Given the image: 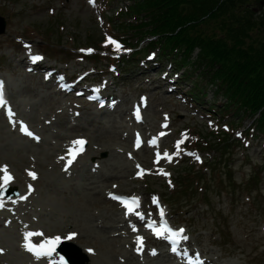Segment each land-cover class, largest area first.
<instances>
[{"label": "rangeland", "instance_id": "374dc122", "mask_svg": "<svg viewBox=\"0 0 264 264\" xmlns=\"http://www.w3.org/2000/svg\"><path fill=\"white\" fill-rule=\"evenodd\" d=\"M134 1L0 0V16L6 21L0 34V80L6 89L7 107L14 114L10 118L0 108V167L6 165L13 176L14 186L6 188L21 189L20 195L0 197V202L8 205L0 208L2 260L8 264H50L23 247L26 232H42L39 239L31 238L32 243L78 234V240L75 235L72 242L93 251L95 264H181L169 256L156 255L153 259L136 250L144 225L140 222L138 226L111 198L112 194L125 193L140 195L142 215L152 216L155 206L162 204L167 218L187 230L188 248L206 258L221 264H264V135L246 130L252 123L247 116L229 126L236 121L232 113L225 119L215 113L209 115L205 111L208 105H223L226 100L216 98L200 76L193 80L189 72L182 75V71L170 75L177 66L171 67L170 59L160 60L158 49H147L148 56L141 63L139 58L131 59L128 64L134 65L121 66L130 50L120 40L129 35L110 25L105 16L117 21L119 12ZM254 11L264 17L261 0L254 1ZM124 15L119 23L130 22V16ZM109 37L118 42L119 50ZM82 46L88 48L78 49ZM28 50L31 56L43 57L39 63L52 72L55 69L54 76L59 72L69 77L65 83L87 76L80 85L96 87L98 92L107 83L102 90L106 96L112 95L109 106L98 108L79 92H57L54 81L58 77H53V84L36 82L27 74L29 64L17 74L7 68L13 57ZM17 64L13 61L12 67ZM194 83L204 88L202 103L190 98ZM80 85L74 86L76 91ZM27 86L30 92L25 91ZM135 105L143 107V121H136ZM15 115L19 116L17 122ZM21 122L42 142H32L33 137L21 132ZM74 125L82 129H72ZM91 136L96 139L90 140ZM81 137L89 143L78 161L67 171L66 160L55 168L53 156L67 154L70 143ZM154 137L159 141L152 144ZM226 137L223 162L209 163L211 175L203 155L211 160L215 151L205 147L203 153L197 146L206 140L212 145L224 144ZM138 138L143 145L137 148ZM165 152L171 160L164 158ZM141 170L143 173L138 174ZM29 171L37 178L32 179ZM209 174L208 180L205 176ZM201 178V184H193ZM29 185L33 189L30 194ZM132 234L136 244L123 246L118 236L126 242ZM147 236L149 252H155L152 244L163 242L151 233ZM81 247L78 258L85 261ZM132 249L139 259L131 256Z\"/></svg>", "mask_w": 264, "mask_h": 264}, {"label": "trees", "instance_id": "16d2710c", "mask_svg": "<svg viewBox=\"0 0 264 264\" xmlns=\"http://www.w3.org/2000/svg\"><path fill=\"white\" fill-rule=\"evenodd\" d=\"M254 1L135 0L126 11L119 12L121 17L117 21L111 16L106 18L123 35H129L123 39L131 49L124 63L146 58L149 48L158 49L160 60L170 59L182 74L189 72L193 80L200 76L216 98L226 100L223 105H208L205 110L208 114L215 113L225 119L232 113L236 121L232 120L229 126L244 116L258 114V135H264V17L257 16ZM124 12L130 16V22L119 23L126 16ZM147 40L146 46L140 47ZM194 84L190 98L192 102L202 103L206 96L204 88ZM227 141L226 137L224 144L212 145L206 140L198 145L215 151L211 160H204L211 175L213 169L209 163L222 161ZM224 165L230 169V165ZM211 175L205 178L209 180ZM203 180H193V184H201ZM231 180L229 177L228 181Z\"/></svg>", "mask_w": 264, "mask_h": 264}, {"label": "snow or ice", "instance_id": "6c2138e0", "mask_svg": "<svg viewBox=\"0 0 264 264\" xmlns=\"http://www.w3.org/2000/svg\"><path fill=\"white\" fill-rule=\"evenodd\" d=\"M91 2H93V0H90V3ZM108 40H109V42L116 45L117 50H119L120 46H119L118 42L111 40L110 37L108 38ZM81 51H85V50H81ZM86 51L91 52V50H86ZM30 58L32 59L33 62H36V61H39L42 59V57L36 56V55H33ZM5 104H6V101H4V98H3V82L0 81V106H4ZM8 112H9V115L11 118V116L14 114L11 113L10 108L8 109ZM135 115L139 119V109L138 108L136 109ZM20 130L28 136H31L37 140L39 139L38 137H35L34 134L32 132H30L27 129V126L23 125L22 122H21ZM85 143H86V141H84L83 139H77V140H74L70 143V146H68V148L66 149L67 159H66L65 171H67L68 168L74 163L76 157L83 152V146L85 145ZM150 143L155 144V140L151 141ZM181 143H183L182 140L177 142V148H179V145ZM137 146H139V140L137 141ZM164 158L171 160V156H169V154L167 152L164 153ZM60 159L64 160L65 157H60ZM159 159H160V153H157V161L156 162H159ZM196 159H199V157L197 156ZM137 167H139V165ZM0 172L3 173V176L0 177V181H2V183H0V189H6V187L9 185V183L13 180V176L8 171V167L6 165L0 167ZM142 173H143V170H141V172L138 174H142ZM28 175L32 179L37 178V174L35 172L29 171ZM28 188H29V194H30L31 191L33 190L32 186L29 185ZM26 198L27 197H25V196L20 197V199H26ZM111 198L119 200L124 205V207L126 208V214L132 213L134 211V206L139 207L138 198L124 199V198H121L118 196H112ZM3 207H4L3 203L0 202V208H3ZM137 215H139L141 218H143L142 214L137 213ZM160 215L163 216V210H161ZM149 227H152V225H149ZM153 230L155 232V235H157L158 237L163 236L164 232H171L170 239H172L173 242H175V238L177 235L183 234V232L185 231L184 229H179L177 232H172L170 229H167V228H165L163 231H161L159 229H153ZM43 235L44 234L42 232H26L24 234L25 243H24L23 247L28 252L32 253L34 255V257L37 259H40L42 257H51L56 250V245H58L61 242V237L56 236L53 238H47L39 244L32 243V241H31L32 237L43 236ZM75 235H76L75 233H69V235L66 237V239L71 240V239H73V237ZM184 239H187V237H184ZM142 246H143V237H137V249L136 250L138 252L141 251ZM171 250L173 252H176L175 248H172ZM0 252H2V250H0ZM153 254H155L154 251H153ZM61 264H64L63 257H61Z\"/></svg>", "mask_w": 264, "mask_h": 264}, {"label": "bare ground", "instance_id": "6f19581e", "mask_svg": "<svg viewBox=\"0 0 264 264\" xmlns=\"http://www.w3.org/2000/svg\"><path fill=\"white\" fill-rule=\"evenodd\" d=\"M29 52V50L27 51V52H24V54L23 55H21L20 57H13L12 58V60H11V62H9L8 64H7V68H9V69H12L13 70V73H15V74H17V73H20L21 71H22V68L23 69H25L26 68V65H28L29 64V66L30 67H32L31 69H30V71H29V73H27L28 74V76L29 77H31V78H33L36 82H38V83H40V84H47V83H50L51 82V78L49 77V79H46V77H45V75L43 74V68H46L47 67V65H44V64H42L41 65V67L43 66V68H39L37 65H34V62L32 61V60H30V53H28ZM13 61H16L18 64H17V66L15 67V68H13L12 67V65H13ZM35 67V68H34ZM54 71H56V70H54ZM86 79H88L87 78V76H83V77H81L78 81H77V83L80 85V83L82 82V80H86ZM60 83L62 82V80L61 81H59ZM81 86V85H80ZM108 87V84L106 83V84H104L103 85V87H101V92L103 93L102 94V97L103 98H106L107 96L105 95V93H104V90H102V89H104V88H107ZM81 88L84 90L85 89V87L84 86H81ZM25 91H27V92H30L31 91V87L30 86H27L26 88H25ZM58 91L59 92H61V89L59 88L58 89ZM95 106L96 107H98V108H103L100 104H98V103H96L95 104ZM83 108H87V109H90L91 107L90 106H82ZM62 113V112H61ZM61 113H59V114H61ZM18 119H19V116L18 115H15V122H17L18 121ZM72 129H78V130H81L82 128H80V127H78V126H72L71 127ZM75 136V135H74ZM77 136V135H76ZM96 138H94V137H92L91 136V139L90 140H95ZM31 141L32 142H35V143H41L42 142V139L41 140H39V141H37L36 139H34V138H31ZM65 141L62 143V145H65ZM86 143L88 144L89 143V140L87 141V139H86ZM85 143V144H86ZM25 148H30V146H25ZM61 151H64L62 148L60 149ZM60 157H65V159L64 160H62V159H60ZM53 158H54V165H55V168H57V167H61V165L63 164V162H65V160L67 159V154H65V153H63V152H61V153H57L55 156H53ZM78 161V160H77ZM72 165H74V163L72 164ZM26 172V176H27V171H25ZM28 180L31 182L32 180H30V178H28ZM32 183V182H31ZM9 185H13L14 186V183L13 182H10L9 183ZM21 190V189H20ZM28 190V189H27ZM4 205V207L3 208H7L8 207V205L7 204H3ZM122 221H124V220H122ZM125 222V221H124ZM126 227H128V224L125 222V224H124ZM141 233H143V237L145 238V239H143V246H142V251H143V253L144 254H146V255H148L149 254V257H153V259H155L158 255L159 256H170V258H172L173 256H171L172 254H173V252L172 251H170L169 253H167V252H164L163 251V248H162V250L161 251H159V252H157L156 254H157V256L156 255H152V254H150V252H149V245H148V243H149V241H148V238H146L147 237V235L149 234V230L148 229H146V228H143L142 230H141ZM121 236L122 235H120V236H118V239L120 240V242L121 243H123V246H134L135 244H136V242H135V240L133 239V234L131 235L132 237L131 238H129V239H127V241L126 242H124V240H123V242L121 241ZM40 236H36V239H38ZM76 238H77V240H78V234L75 236ZM75 237H73V239H71V241H73L74 240V238ZM126 238V236L124 237V239ZM86 240V239H85ZM84 240V241H85ZM64 241H70V240H65L64 239ZM64 241H62V242H64ZM83 241V242H84ZM95 247H99L98 246V243H92ZM183 244H186L185 242H183ZM80 247H81V245H79ZM85 246V245H84ZM78 247V246H77ZM183 247H184V249H186V250H188L190 253H193L194 252V250L193 249H191V248H188V246L187 245H183ZM81 249L83 250V252H85L87 255H88V257H89V263L90 264H95L94 263V258H93V256H94V253H93V251H91V250H89L88 249V247L87 248H85V247H81ZM164 250H167V249H165L164 248ZM132 254L133 255H131L132 257H137L138 259H139V256L138 255H136V254H134L133 253V249H132ZM175 254V253H174ZM130 256V257H131ZM206 260V263L205 264H221L220 262H216V261H214V260H212V259H210V258H206L205 259ZM0 264H8L7 262H5L4 260H2V253L0 252ZM174 264H177V263H174Z\"/></svg>", "mask_w": 264, "mask_h": 264}, {"label": "water", "instance_id": "95a60500", "mask_svg": "<svg viewBox=\"0 0 264 264\" xmlns=\"http://www.w3.org/2000/svg\"><path fill=\"white\" fill-rule=\"evenodd\" d=\"M261 2H262V4H264V0H261ZM5 26H6V21H5V19H4L3 17L0 16V33H3V32L5 31ZM65 252L68 254L67 251H65ZM68 256L70 257V259H71L72 261H74L73 258H72L69 254H68Z\"/></svg>", "mask_w": 264, "mask_h": 264}]
</instances>
